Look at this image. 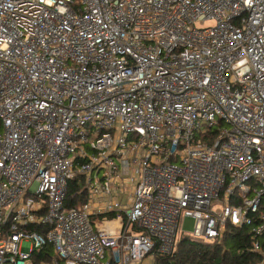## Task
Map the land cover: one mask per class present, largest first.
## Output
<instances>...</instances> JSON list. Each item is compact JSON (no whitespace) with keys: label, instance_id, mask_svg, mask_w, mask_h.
Instances as JSON below:
<instances>
[{"label":"built area","instance_id":"built-area-1","mask_svg":"<svg viewBox=\"0 0 264 264\" xmlns=\"http://www.w3.org/2000/svg\"><path fill=\"white\" fill-rule=\"evenodd\" d=\"M182 216L262 251L264 0H0V264H160Z\"/></svg>","mask_w":264,"mask_h":264},{"label":"trees","instance_id":"trees-1","mask_svg":"<svg viewBox=\"0 0 264 264\" xmlns=\"http://www.w3.org/2000/svg\"><path fill=\"white\" fill-rule=\"evenodd\" d=\"M80 199L84 201L85 196ZM35 228L42 232L46 230L44 226ZM252 238L250 227L232 225H227L222 240L214 244L196 242L183 237L177 241L173 253L162 258L160 264H264V235L260 238L261 252L253 251ZM53 257L52 246L48 245L35 255V260L50 264Z\"/></svg>","mask_w":264,"mask_h":264},{"label":"rangeland","instance_id":"rangeland-1","mask_svg":"<svg viewBox=\"0 0 264 264\" xmlns=\"http://www.w3.org/2000/svg\"><path fill=\"white\" fill-rule=\"evenodd\" d=\"M214 23L207 22L204 24L205 27H211ZM195 228V220L189 217L182 216L180 220L179 230H178V238L181 239L183 237H189ZM27 263L30 264V260H27Z\"/></svg>","mask_w":264,"mask_h":264},{"label":"water","instance_id":"water-1","mask_svg":"<svg viewBox=\"0 0 264 264\" xmlns=\"http://www.w3.org/2000/svg\"><path fill=\"white\" fill-rule=\"evenodd\" d=\"M185 240H187V239H185Z\"/></svg>","mask_w":264,"mask_h":264}]
</instances>
